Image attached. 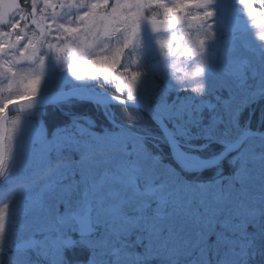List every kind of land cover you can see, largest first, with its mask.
Returning a JSON list of instances; mask_svg holds the SVG:
<instances>
[{
  "label": "snow or ice",
  "instance_id": "obj_1",
  "mask_svg": "<svg viewBox=\"0 0 264 264\" xmlns=\"http://www.w3.org/2000/svg\"><path fill=\"white\" fill-rule=\"evenodd\" d=\"M250 25L264 33V0H0V176L13 195L0 264H264V34L255 43ZM102 145L121 186L107 208L65 155L83 166ZM182 210L195 240L170 246Z\"/></svg>",
  "mask_w": 264,
  "mask_h": 264
},
{
  "label": "rangeland",
  "instance_id": "obj_2",
  "mask_svg": "<svg viewBox=\"0 0 264 264\" xmlns=\"http://www.w3.org/2000/svg\"><path fill=\"white\" fill-rule=\"evenodd\" d=\"M257 7H258V5H257ZM250 28H251V25H250ZM251 34H252L251 38L255 43H257V44L262 43L259 40V36L261 34H264V33H262L261 28H259V27L251 28ZM175 64H176L175 73L177 76H183L185 73H187L189 76H191V73L194 72L195 68L197 67L196 65L189 67L187 61L179 59V58L175 60ZM41 88H43V84L41 85ZM28 153L29 152L26 151L25 154H28ZM68 154H70V153H66L65 155H68ZM105 164H107V163H105ZM97 166L98 165H96V164L94 165V163H93V164H91L90 167L85 169L84 168L85 166H81V164L77 163V167H75V168H76V170H79L78 171L79 176H80V172L82 170L86 171V173L88 175L89 183L96 185V190H95L96 194H95L94 200L103 199L104 200V207L107 208V206L109 204L115 202L112 198L111 193L118 191L120 189L111 187L112 185L109 182H107L109 179H107L108 177L104 175L105 170H106V168H102V166H104V165L101 166L103 171H99V173L97 171ZM42 170H43V167H42V169L40 167L38 174H40V171H42ZM73 171H75V170H73ZM71 172L72 171H68L69 176L71 175ZM4 175H5V173H4ZM4 175H2V179L0 182H2ZM93 178H94V180H93ZM46 179H47V177H46V175H44L42 177V179L39 180V182L35 183V186L37 188H39L45 182ZM6 185H7L6 182L2 183V185L0 187V195H1V192H3L5 190V187L8 188V186H6ZM82 189H83V185H81V190ZM91 191H92V189H90V192ZM260 192H261V184L258 181L252 186L251 193L253 195H259ZM6 193H7L6 195H8V196L7 197L4 196L5 198H2L0 200V209H3L4 204L7 203V204H9V210L11 211L12 200H13L12 190H8ZM195 207H196V205L194 204L192 206V209L187 210L188 213H191L195 209ZM102 211H103L102 209L97 207L96 203L93 204V215L94 216L96 215L97 212H102ZM168 223L173 225V236L170 240V246L181 245L184 238H187L191 241L195 240L194 233H195L196 229H195L193 215H191V214L185 215L184 211L182 210L180 215L173 217L171 220L168 221ZM181 225H183V231H180ZM162 242H163V239H161V241H159V243H162ZM182 264H189V262L183 261Z\"/></svg>",
  "mask_w": 264,
  "mask_h": 264
},
{
  "label": "trees",
  "instance_id": "obj_3",
  "mask_svg": "<svg viewBox=\"0 0 264 264\" xmlns=\"http://www.w3.org/2000/svg\"><path fill=\"white\" fill-rule=\"evenodd\" d=\"M191 86L194 87L195 85L191 84ZM46 113H47L46 118H47V121H48L49 128H51L54 125L60 123V119H59L58 114L51 112V110H46ZM96 118L100 122V124L102 125L103 124V119L98 114H97ZM106 134H107V130H105V135ZM80 139L83 140V141H87L89 143H92L93 145H96V142H97L98 138L97 137H92L88 133H84V135L81 136ZM27 151L29 152L28 154H26L28 157H30L33 160L38 159L39 153L31 152L30 150H27ZM106 152H107V145H102V146L97 148V151H96V154L94 155V157L96 159H100L102 161V160H104V158L106 159V155L104 154ZM78 156H79V153L72 152V153L66 155V157H67L66 162H70V163H71V161L77 162L78 161L77 160ZM40 167L42 169L43 165H41ZM39 168L37 169L36 174H38ZM42 171H40V173ZM225 172H227V169H225ZM208 174L210 175V173H208Z\"/></svg>",
  "mask_w": 264,
  "mask_h": 264
},
{
  "label": "water",
  "instance_id": "obj_4",
  "mask_svg": "<svg viewBox=\"0 0 264 264\" xmlns=\"http://www.w3.org/2000/svg\"><path fill=\"white\" fill-rule=\"evenodd\" d=\"M26 102H28V101H24V103H26ZM14 113H18L16 107L10 106L9 115L14 114Z\"/></svg>",
  "mask_w": 264,
  "mask_h": 264
}]
</instances>
